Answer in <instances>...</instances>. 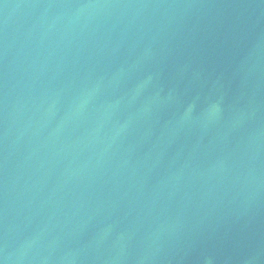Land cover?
I'll return each instance as SVG.
<instances>
[{
	"label": "water",
	"instance_id": "obj_1",
	"mask_svg": "<svg viewBox=\"0 0 264 264\" xmlns=\"http://www.w3.org/2000/svg\"><path fill=\"white\" fill-rule=\"evenodd\" d=\"M0 264H264V0H0Z\"/></svg>",
	"mask_w": 264,
	"mask_h": 264
}]
</instances>
